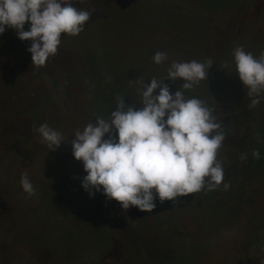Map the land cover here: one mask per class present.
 <instances>
[{
  "label": "rangeland",
  "instance_id": "374dc122",
  "mask_svg": "<svg viewBox=\"0 0 264 264\" xmlns=\"http://www.w3.org/2000/svg\"><path fill=\"white\" fill-rule=\"evenodd\" d=\"M75 1L91 12L90 19L79 34H62L56 54L43 66L31 64L30 40L18 38L13 28L0 34V264H264V94L254 107L242 95L234 107H209L201 99L224 132L217 149L224 177L215 189L202 188L174 201L156 198L151 211L136 207L137 222L125 227L134 206L123 209L114 198L94 190L90 195L81 186L86 173L70 141L97 116L109 119L118 96L141 106L137 81L150 78L138 71L133 54L150 44L152 33L142 31L161 26L160 18L159 25L148 26L144 9L154 11L153 3L167 2ZM253 18L244 17L240 33L204 44L211 54L200 51L205 62L212 59L207 75L221 87L240 81L234 70L236 46L257 58L264 51V7ZM189 47L200 50L192 43ZM163 82L170 92L181 88ZM41 123L61 133L64 141L55 149L34 131ZM253 149H259L260 159L252 156ZM23 173L35 188L32 195L21 187ZM36 232V239H27ZM153 232L160 239L151 242ZM67 250L79 251L69 255Z\"/></svg>",
  "mask_w": 264,
  "mask_h": 264
},
{
  "label": "clouds",
  "instance_id": "9594fccd",
  "mask_svg": "<svg viewBox=\"0 0 264 264\" xmlns=\"http://www.w3.org/2000/svg\"><path fill=\"white\" fill-rule=\"evenodd\" d=\"M90 16L89 10L75 7L71 0H0V34L8 27L15 29L18 38L30 40L31 64L43 66L56 54L62 34H79ZM152 59L161 63L167 53L157 51ZM233 59L234 70L252 97L248 106L254 107L264 94V51L257 58L238 45ZM212 64L211 58L206 62L172 61L164 77L181 78V88L170 92L164 77L150 78L148 83L138 80L139 108L118 96L109 119L97 116L77 130L70 143L73 157L82 162L86 173L81 186L90 195L94 190L114 198L123 209L136 206L146 211L156 206V198L163 202L202 188L215 189L224 177L217 160L224 132L203 100L186 97L182 91L207 78ZM34 131L48 149L64 141L46 123ZM252 156L260 159L259 149H253ZM246 158L247 153H242L241 159ZM20 184L28 195L35 192L27 173L21 175ZM228 187L225 182L224 188Z\"/></svg>",
  "mask_w": 264,
  "mask_h": 264
},
{
  "label": "trees",
  "instance_id": "16d2710c",
  "mask_svg": "<svg viewBox=\"0 0 264 264\" xmlns=\"http://www.w3.org/2000/svg\"><path fill=\"white\" fill-rule=\"evenodd\" d=\"M163 1L167 2V4L164 2L152 4V6L155 7L154 11L148 10V8L144 9L145 13L150 16V20L145 21L146 24L148 26H154L158 24L156 18H160L161 26L160 30H150L152 28L147 27L146 30L142 31L143 35H146V32L152 33L147 37L150 44L147 46L145 45V49L140 55L135 56V53L133 54V61L137 63L138 71L146 76L149 75L147 78L155 76L162 78L166 76L167 68L172 61L182 62L197 60L205 62L202 59L203 54L208 55L211 53L206 50L207 48H204V44L209 41L214 42V40H221L225 34H227V38H229L230 36L240 33L245 23L243 20L244 17L254 19L253 17H255L259 7H264V0ZM71 2L75 7L81 9L75 0H71ZM153 13H157L156 17ZM166 14L170 15L169 18L164 17ZM127 31L130 32L131 28L127 27ZM159 36L161 38L166 37V39H161ZM191 43L195 44L200 50L198 51L197 48L195 50L190 49L189 45ZM225 44L226 43H224V46ZM157 51L166 52L167 59L161 63H155L152 57ZM200 51H202L203 54ZM163 80L180 87L183 82L181 78L171 80L164 77ZM243 89L244 92H242ZM182 90L188 92L189 95L206 100L209 107L214 106V104L234 107L240 104L236 99L240 98L241 95L246 97V103L252 99V97L247 95V88L243 87L242 82H236L234 86L229 85L228 87H221L218 81H215V79H212L208 75L207 78L200 80L193 88ZM125 104H128V102L125 101ZM251 114L254 113L251 112ZM250 118L248 119V117H246L247 121H250ZM138 214L136 206H134L133 212L127 220H124L125 227L128 222L132 224L136 223ZM78 215L80 219L83 216V214L80 213H78ZM82 221L83 218L81 219V222ZM132 232L136 233L133 230ZM156 235V232H153L148 237L152 239L151 242L160 239V236ZM37 236L38 233L36 232L31 238L28 237L27 239H36ZM140 238H142V236H140Z\"/></svg>",
  "mask_w": 264,
  "mask_h": 264
},
{
  "label": "crops",
  "instance_id": "0c3cea01",
  "mask_svg": "<svg viewBox=\"0 0 264 264\" xmlns=\"http://www.w3.org/2000/svg\"><path fill=\"white\" fill-rule=\"evenodd\" d=\"M232 193V192H231ZM244 195H248L249 193H246V192H244L243 193ZM242 194V195H243ZM224 195V194H223ZM232 195H234L236 198H238V199H242L240 196H241V194H239V193H236V192H233L232 193ZM232 204H234V202L232 203ZM248 204H246L245 203V208H246V206H247ZM237 208L238 206H234V208ZM249 207H250V209H251V206L249 205ZM256 210V209H255ZM255 210H253V211H251V212H249V213H253ZM258 210H259V208H258ZM261 210V209H260ZM256 212V211H255ZM249 213H247V214H249ZM227 214H232V213H227ZM243 214H245V213H243ZM67 242H69V241H67ZM70 242H73V241H70ZM84 241H82V243H83ZM65 243H66V241H65ZM84 243H89V242H84ZM60 244H58V245H53L54 247H57V246H59ZM67 245V247L68 246H71L70 244H66ZM76 246H78V247H82V246H84L83 244H81V245H76ZM50 251V254H54V255H56V254H60L61 253V251H56V250H49ZM79 250H67V252L66 253H68L69 255H73V254H75V253H77ZM209 257V256H208ZM220 261H222L223 263L225 262V260L222 258V260H220ZM215 262H217V261H215Z\"/></svg>",
  "mask_w": 264,
  "mask_h": 264
}]
</instances>
